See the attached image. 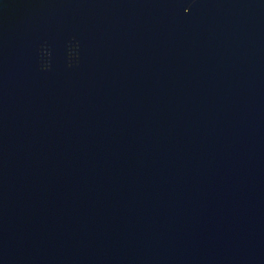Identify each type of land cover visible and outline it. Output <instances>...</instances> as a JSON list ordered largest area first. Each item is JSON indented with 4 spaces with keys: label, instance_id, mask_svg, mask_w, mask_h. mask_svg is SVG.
Returning a JSON list of instances; mask_svg holds the SVG:
<instances>
[{
    "label": "water",
    "instance_id": "obj_1",
    "mask_svg": "<svg viewBox=\"0 0 264 264\" xmlns=\"http://www.w3.org/2000/svg\"><path fill=\"white\" fill-rule=\"evenodd\" d=\"M0 264H264V0H0Z\"/></svg>",
    "mask_w": 264,
    "mask_h": 264
}]
</instances>
